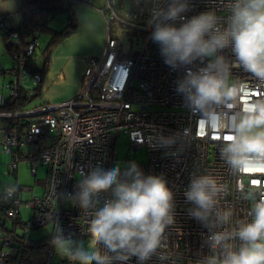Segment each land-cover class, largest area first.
<instances>
[{"label": "built area", "instance_id": "1", "mask_svg": "<svg viewBox=\"0 0 264 264\" xmlns=\"http://www.w3.org/2000/svg\"><path fill=\"white\" fill-rule=\"evenodd\" d=\"M80 3L82 0H70ZM91 0H84L89 3ZM118 0H106L104 8L110 10L111 17L134 26L143 37L138 52L127 58L119 56L120 42L110 33L99 55L86 57V66L78 92L72 97L57 101H41L22 111L2 112L0 116L9 118L0 127L2 150L10 155L9 171H16L20 160H27L32 174H36L37 164L47 166L44 193L29 200L21 199L23 187L7 203L6 213L14 219L20 213V206L31 208L32 216L27 226L40 227L53 224V232L45 245L32 248L46 251L44 261L30 259L27 249L17 247L14 235L2 237L0 264H72L63 253L56 252L50 243L57 228L65 238L88 243V221L90 217L73 205L67 197L78 191L80 173L87 175L93 168L104 170L113 168L115 139L124 134L131 146V153L138 148L146 150V162L137 164L144 175L162 176L174 193L175 223L166 228V240L159 253L169 259L164 264H196L202 256L210 253L205 244L208 229L193 218L189 209L194 205L184 195L194 175L211 174L226 191L218 197V207L232 212V221L226 228H236L237 221L251 219L249 213L254 201L244 195L257 188L264 189V169H253L245 175H233L220 157L221 141L216 133L198 123L200 114L192 112L185 103L184 96L177 92L178 82L188 70L198 71L208 60L197 59L190 65L176 68L164 62L160 45L150 40L152 26L149 24L150 11L158 2L167 7L170 0H148L147 18L144 25H137L138 8L142 0H130V6H121L123 16L113 10ZM229 0H188L189 8L181 14L186 19L208 11H215L222 18L229 14ZM102 11V10H101ZM67 23H71L74 12L67 11ZM185 20L167 21L179 27ZM3 23L0 22V30ZM6 41L16 47L9 53L14 60L10 68H0V73L10 78L2 86L8 96L17 95L20 88L32 95L34 87L41 81L39 74L25 67L27 57L33 56L38 36L33 35L23 43L15 31L6 35ZM229 60L234 59L230 48L220 52ZM35 57V56H34ZM231 77L245 82L247 91L253 95L264 92L258 87L252 75L242 67L231 68ZM246 98V97H245ZM4 99L0 97V104ZM19 117H26L27 123L21 130L13 126ZM160 136L175 138L171 145L156 142ZM30 146L27 153L22 148ZM124 167H121L123 170ZM19 191V192H18ZM110 197L104 193L101 204ZM259 199V193H256ZM3 247L9 250H3ZM103 251V248H102ZM12 258V259H11ZM114 264H122L115 261ZM123 264H139L135 256ZM143 264H161L154 255Z\"/></svg>", "mask_w": 264, "mask_h": 264}, {"label": "clouds", "instance_id": "2", "mask_svg": "<svg viewBox=\"0 0 264 264\" xmlns=\"http://www.w3.org/2000/svg\"><path fill=\"white\" fill-rule=\"evenodd\" d=\"M229 14L222 18L208 11L186 19L188 0L157 2L150 11V40L160 45L164 62L176 68L207 59L198 71L188 70L178 82L186 106L201 119L198 123L216 133L221 141L220 157L233 175L264 169V92L253 95L247 84L231 77V68L242 67L264 88V0H229ZM185 20L179 27L167 21ZM230 48L234 59L220 52ZM246 97V98H245ZM156 142L171 145L175 138L160 136ZM74 194L67 199L90 219L89 241L65 238L57 228L50 243L72 264H114L135 256L139 264L158 256L166 240V228L175 223L174 193L162 176L144 175L135 162L117 164L110 170L93 168L80 173ZM224 184L211 174L194 175L184 195L194 205L190 215L209 232L205 244L210 253L196 264H264V189L247 192L254 201L250 220L232 221L230 210L218 207ZM17 187L7 184L0 199L11 200ZM110 197L101 204L100 197ZM259 193V199L256 193ZM103 248V251H102Z\"/></svg>", "mask_w": 264, "mask_h": 264}, {"label": "rangeland", "instance_id": "3", "mask_svg": "<svg viewBox=\"0 0 264 264\" xmlns=\"http://www.w3.org/2000/svg\"><path fill=\"white\" fill-rule=\"evenodd\" d=\"M128 1H125L127 4ZM106 1L105 0H96L94 1V5L97 7H105ZM99 5V6H98ZM117 13L121 15V12L117 10ZM65 14H58L54 17V23L50 26L55 30H60L61 26L62 29L66 26L64 19ZM108 16L107 18H110ZM63 20V21H62ZM110 32L113 37H116L120 42V50L119 56L121 58H127L131 55L138 52L143 44V37L138 29L134 26L126 25L120 22L116 18H112L109 23ZM49 35L48 34H40L38 37V45L35 51V61L36 65L40 66L42 63V53L45 46L49 42ZM0 48L2 51V55H4V60L1 59V63L4 67L9 68V60L12 59L11 56L6 52L4 47L0 44ZM8 60V61H7ZM5 80L6 82L9 80V76L6 74H0V82L1 80ZM7 90H5L6 92ZM1 145V144H0ZM32 147L26 146L22 148V151L27 153L31 150ZM0 192H2L3 188L7 184L18 185L23 187L21 190V199L23 201L29 200L34 196L42 195L43 185L41 181L46 178V170L47 166L45 164H41L38 162L36 174H32L29 162L27 160H20L18 162L17 168L15 173L9 171V162H10V155L8 153L3 152L2 145L0 146ZM7 156H5V155ZM113 167L119 164L121 167L126 166L130 162H135L136 164L146 162V150L144 147H138L133 154L131 153V146L129 139L126 135L121 134L119 135L114 142V149H113ZM5 156V157H4ZM20 215L22 219L28 220L32 216L31 208L25 207L24 203L20 206ZM12 229V223L10 218H6L3 213L0 211V245H2V236L7 234V231ZM22 228L18 227L16 232L18 234L23 233L24 231L21 230ZM53 232V224L47 223L40 227H35L33 229L27 230V236L29 239L32 240H42L44 244L48 242L50 235ZM3 250H9L7 247H3ZM27 252H29V258L34 259L37 261H44L47 259V252L46 251H34L32 248H28Z\"/></svg>", "mask_w": 264, "mask_h": 264}, {"label": "crops", "instance_id": "4", "mask_svg": "<svg viewBox=\"0 0 264 264\" xmlns=\"http://www.w3.org/2000/svg\"><path fill=\"white\" fill-rule=\"evenodd\" d=\"M94 1L96 0H91L86 4L84 0H82L80 3L77 2L71 7L74 12L73 18L76 22V29L74 32L63 37L53 49L49 66L42 77V99L38 100L36 103H39L41 100H62L75 95L81 85L82 75L86 66V57L89 55H99L102 52L106 36L108 33L111 34L109 28L110 21H108L107 18L111 16V13L110 10L104 7L95 6ZM20 4L21 0H0V15H12V24L16 25L19 19L20 12H18V10ZM113 10L116 13L117 10H119V12H121L120 16H123L122 9L113 8ZM64 14L66 16L64 22L65 25H67L68 14ZM53 19L54 18L49 22L50 25L55 22ZM61 29L62 26L60 30ZM0 44L6 50L5 38L1 34ZM1 59L4 60V55H2L0 48V68H7L2 65ZM8 60L10 61L9 66H13L15 63L14 60ZM0 74L4 75V73ZM5 83L6 81L4 79L0 82V97L4 100L9 95L8 91L5 92L6 88L2 87ZM7 122V118L0 116V127L4 126ZM44 189L45 186L43 185L42 194L44 193Z\"/></svg>", "mask_w": 264, "mask_h": 264}, {"label": "trees", "instance_id": "5", "mask_svg": "<svg viewBox=\"0 0 264 264\" xmlns=\"http://www.w3.org/2000/svg\"><path fill=\"white\" fill-rule=\"evenodd\" d=\"M125 1H128L127 4ZM75 3L70 0H21L20 8L18 10L19 19L16 25H13V17L10 14L0 15V22L3 23L0 34L5 38V48L8 53L14 52L16 47L12 46L8 41H6V35L9 32L15 31L19 34L21 41L23 43L28 42L29 38L33 35L39 36L40 34H48L49 42L45 46L42 56V63L40 66L36 65L35 61V52L33 56L27 57V63L25 65L32 73L39 74L41 81L38 83L36 87H34V91L32 95H28L27 91L23 88H20L17 95L8 96L3 104H0V111L2 112H11V111H22L31 108L39 103H36L38 100L42 99V77L47 70L53 49L56 44L60 42V40L72 33L76 29V22L74 18L71 23H67V25L61 30H55L50 26V21L58 14L67 13L68 9L72 7ZM148 0H142L141 6L138 8V18L133 20L137 25H144L147 18V7ZM124 5L125 8L130 6V0H118L112 7L114 9H121V6ZM68 17V15H67ZM70 30V32H67ZM36 51V50H35ZM8 122L10 121L7 118ZM26 117H19L17 122L12 123L13 126L18 128L19 133L21 134V130L24 128L25 123H27ZM46 179L41 181V184L45 186ZM18 186V185H17ZM21 187V186H18ZM19 192V191H18ZM7 203L0 202V211L6 218H9L6 213ZM28 220H23L20 213L14 218L11 219L12 229L7 231L5 235H14V240L19 244L17 247L22 250L28 248L39 247L45 245L42 240H32L27 236V230L33 229L36 226H27ZM22 228L24 232L18 234L16 232L17 228ZM4 235V236H5ZM2 236V237H4ZM12 259V258H11Z\"/></svg>", "mask_w": 264, "mask_h": 264}, {"label": "water", "instance_id": "6", "mask_svg": "<svg viewBox=\"0 0 264 264\" xmlns=\"http://www.w3.org/2000/svg\"><path fill=\"white\" fill-rule=\"evenodd\" d=\"M67 32H70V30H67Z\"/></svg>", "mask_w": 264, "mask_h": 264}]
</instances>
